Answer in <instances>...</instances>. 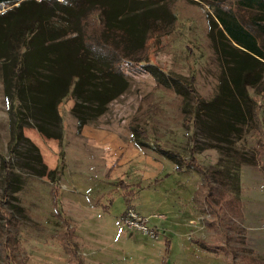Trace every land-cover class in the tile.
Returning <instances> with one entry per match:
<instances>
[{
    "label": "rangeland",
    "instance_id": "374dc122",
    "mask_svg": "<svg viewBox=\"0 0 264 264\" xmlns=\"http://www.w3.org/2000/svg\"><path fill=\"white\" fill-rule=\"evenodd\" d=\"M167 5L173 18L151 33L144 60L122 65L121 94L99 112L87 104V121L78 128L69 112L74 98L58 103L59 138L37 132L14 84L3 83L0 61V256L4 242L12 264H264V70L259 85L247 89L261 127L246 117L228 131L208 114L193 127L190 94L158 84L143 64L156 65L203 101L215 97L218 112L221 85L233 71L208 37L205 5ZM190 157L210 180V195L222 200L227 242L205 225L211 216L202 202L204 181L186 165ZM54 168L51 180L47 171ZM126 207L157 238L124 228L119 217ZM66 226L70 254L55 236L63 237Z\"/></svg>",
    "mask_w": 264,
    "mask_h": 264
},
{
    "label": "trees",
    "instance_id": "16d2710c",
    "mask_svg": "<svg viewBox=\"0 0 264 264\" xmlns=\"http://www.w3.org/2000/svg\"><path fill=\"white\" fill-rule=\"evenodd\" d=\"M196 1L207 8L208 37L222 64L233 71L221 85L220 112L216 111L215 97L203 101L190 86L183 89V84L174 83L175 78L152 63L143 64L144 70L158 84L172 88L182 97L190 94L191 124L196 129L201 114H208L210 122H221L228 131L237 130L236 124H243L246 117L253 124L257 120L261 127L247 89L259 85L260 72L264 70V0ZM167 4L168 0H0L3 83L14 84L16 100L19 97L24 101V109L35 119L37 132L59 138L57 105L66 95L74 98L69 112L77 118L78 128L87 121L82 115L87 104L96 105L91 110L99 112L121 94L127 88L122 65L144 60L141 53L151 33L167 27L173 18ZM161 10L162 14L157 13ZM219 129L222 133L223 129ZM185 163L204 181L202 202L211 216L205 225L218 234L220 241L227 242L229 236L220 215L222 200L210 195V180L202 166L193 157ZM3 167L8 170L5 162ZM175 168L181 169L177 163ZM43 170L41 165V174ZM47 172L52 180L59 171L54 168ZM53 194L56 216L65 226L67 220L58 212L55 189ZM234 203L239 205L238 200ZM70 232L66 226L63 237L59 231L55 235L62 238L67 254L70 248L65 241ZM196 242L205 247L201 240ZM164 243L166 249L169 240L166 238ZM2 250V264H12L4 242ZM166 260L162 259L161 264H166Z\"/></svg>",
    "mask_w": 264,
    "mask_h": 264
},
{
    "label": "built area",
    "instance_id": "2783aa9c",
    "mask_svg": "<svg viewBox=\"0 0 264 264\" xmlns=\"http://www.w3.org/2000/svg\"><path fill=\"white\" fill-rule=\"evenodd\" d=\"M121 225L129 230H136L149 238H157V231L153 227H147L143 222V218L139 217L131 207H126L120 217Z\"/></svg>",
    "mask_w": 264,
    "mask_h": 264
}]
</instances>
